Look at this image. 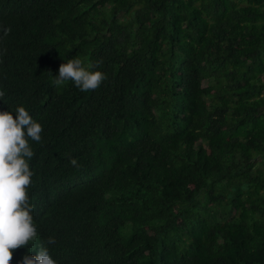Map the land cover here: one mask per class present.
Wrapping results in <instances>:
<instances>
[{"label": "trees", "instance_id": "trees-1", "mask_svg": "<svg viewBox=\"0 0 264 264\" xmlns=\"http://www.w3.org/2000/svg\"><path fill=\"white\" fill-rule=\"evenodd\" d=\"M0 91L43 128L10 264H264V0H0Z\"/></svg>", "mask_w": 264, "mask_h": 264}, {"label": "clouds", "instance_id": "clouds-1", "mask_svg": "<svg viewBox=\"0 0 264 264\" xmlns=\"http://www.w3.org/2000/svg\"><path fill=\"white\" fill-rule=\"evenodd\" d=\"M9 32L10 29H4L5 35ZM93 67L85 66L80 57L68 59L60 64L54 84L59 88L70 80L82 92L96 90L106 74L92 70ZM4 95L0 91V98ZM15 114L14 117L11 111H0V264H10L13 252L27 247L38 236L27 190L33 175L29 165L34 156L30 141L39 143L43 128L24 106L17 107ZM70 164L80 167L75 158L70 159ZM54 243L55 238L48 237L38 246L37 255L25 254L21 264H56L45 246Z\"/></svg>", "mask_w": 264, "mask_h": 264}]
</instances>
